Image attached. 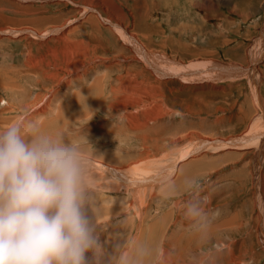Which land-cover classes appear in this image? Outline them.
Here are the masks:
<instances>
[{
	"label": "rangeland",
	"instance_id": "obj_1",
	"mask_svg": "<svg viewBox=\"0 0 264 264\" xmlns=\"http://www.w3.org/2000/svg\"><path fill=\"white\" fill-rule=\"evenodd\" d=\"M115 1L152 60L104 22L98 29L83 19L77 31H54L66 21L73 28L81 24L79 3L0 0V128L26 117L45 132L77 141L94 158L89 215L96 217L106 252L120 242L154 249L149 264H169V252L172 264H264L249 221L253 189L247 182L244 191L240 177L250 175L248 152L256 150L240 136L253 109L252 86L247 76L231 77L240 73L235 68L254 62L263 40L264 0ZM191 62L202 63L212 77L206 71L188 75L192 70L183 68ZM181 70L187 75L177 74ZM220 72L225 77L215 75ZM168 176L176 189L170 199L162 183ZM186 179L198 180L206 208L219 211L204 241L188 234L183 219L190 198ZM241 210L249 221L245 228L238 226ZM237 215L236 224L223 225ZM246 240L242 263L235 258Z\"/></svg>",
	"mask_w": 264,
	"mask_h": 264
},
{
	"label": "clouds",
	"instance_id": "obj_2",
	"mask_svg": "<svg viewBox=\"0 0 264 264\" xmlns=\"http://www.w3.org/2000/svg\"><path fill=\"white\" fill-rule=\"evenodd\" d=\"M90 169L77 141L26 117L0 128V264H149L155 250L146 244L105 251L89 215ZM170 181H162L166 199L176 190ZM199 189L198 180L184 181L182 215L188 234L204 241L219 211L206 208Z\"/></svg>",
	"mask_w": 264,
	"mask_h": 264
},
{
	"label": "bare ground",
	"instance_id": "obj_3",
	"mask_svg": "<svg viewBox=\"0 0 264 264\" xmlns=\"http://www.w3.org/2000/svg\"><path fill=\"white\" fill-rule=\"evenodd\" d=\"M27 1H35V0H27ZM37 1V0H36ZM41 1V0H39ZM68 2H73V3H79L81 5H83V9L82 11L80 12V15L82 16V18L78 21V23L80 22L81 24L78 26V27H75L73 28V25L72 26H67V21L63 24V25H60V26H57L56 28H54V31L55 29L56 30H60V32L62 31L63 34H69V32H72L74 31L75 29L79 28L80 26L83 25V19L86 20V21H89L91 23H93V26L98 28L99 29V26H96L97 23L99 22H104L106 24H109L111 25L117 32L120 33V35L126 40V41H129L133 44H135L137 47H141V53L146 57L147 61L149 60H152V55L150 54V52L145 48L146 46H144V42L142 41V39L139 38L138 34L136 32H133V31H130L129 28H127L125 25H124V20L123 19H120L121 17H125V16H122L123 14H125L124 12V8L122 7V5L120 4V2H116L115 0H66ZM208 1V0H207ZM48 2V1H46ZM36 3V2H35ZM210 3V2H209ZM137 4V3H136ZM127 7V6H126ZM256 7V6H255ZM137 8V7H136ZM127 11V10H126ZM148 13V11H147ZM256 13V12H255ZM105 14L107 16H105ZM77 18V17H76ZM36 21H39V20H36ZM70 22V21H69ZM77 23V21H76ZM67 27V28H66ZM69 27V28H68ZM66 28V29H65ZM81 28V27H80ZM68 29V30H67ZM8 30V29H7ZM35 31V33L37 34V30L36 29H30V31ZM63 30H66L65 32H63ZM262 30V28H261ZM77 31V30H75ZM82 30H79L78 32H80ZM18 32V31H17ZM45 32H48V31H45ZM78 32H74L75 34H77ZM49 33V32H48ZM72 35V34H71ZM263 37V40L260 44V46L257 48V51L256 53L254 54L255 55V59H254V62L252 63V65L246 69H243V68H235V70L238 69V72L240 73H235L233 75H231V77H237V76H247L248 79L250 80V84H251V93L252 94V98H253V109L252 111L248 114V117H246L248 119V123L245 125V131L243 133L240 134V136L244 135L246 136L245 137V140L246 141H249V142H252V143H255V146L254 148H256L255 151H253L251 148L248 152V154H253V156H251L252 158L249 160V163H248V166L245 170H250V175L247 177L246 174L243 172L242 176L240 175L241 177V180H242V188L243 190L245 191V189L247 188V186H245L247 184V182L249 183L250 182V187L253 189V195L251 197L250 200H252V203H253V211H254V216L252 215V217L250 218V224H251V221L255 224V232H257V234L255 233V237L257 238V242L258 244H260L263 249H264V91H263V88H264V66H261V67H258V63L261 62V60L264 58V28H263V33L262 35H260ZM64 37V36H63ZM261 38V37H260ZM63 39H66V40H71L68 37H65ZM145 39V38H144ZM260 42V41H259ZM132 44V45H133ZM134 46V45H133ZM88 48V47H87ZM256 48V47H255ZM70 49H73V48H69ZM89 50V49H88ZM73 52V51H72ZM68 53V51H67ZM75 54V53H74ZM140 54V55H142ZM75 56V55H74ZM86 57V56H84ZM145 57H142V58H145ZM74 59V58H73ZM83 59V58H82ZM145 59V60H146ZM158 59V58H156ZM76 60V59H75ZM81 60V59H80ZM69 61V60H68ZM79 61V60H78ZM74 62V61H73ZM77 62V61H76ZM159 62V61H158ZM199 62V61H198ZM207 62V61H206ZM219 62V61H218ZM68 63V62H67ZM210 63V62H209ZM207 63V64H209ZM221 63V62H219ZM250 63V62H249ZM185 64V63H184ZM191 65L190 66H186L183 68V69H187V70H192L188 73V75L190 74H199V73H203V72H211L210 70H205V67L202 66V63L199 64V65H192L193 62L190 63ZM195 64V63H194ZM182 65V63L180 64ZM211 65V64H210ZM214 66V65H212ZM219 66V65H218ZM225 66V65H224ZM69 67L70 69L75 67V64L72 63V60L69 61ZM209 67V66H208ZM223 67V66H222ZM165 68V67H163ZM207 68V67H206ZM245 68V67H244ZM221 69V66L217 68V70ZM223 70V69H222ZM167 71V70H166ZM186 70H181V71H178L177 74L181 75V76H185L187 75L185 73ZM216 71V68L215 70ZM159 72V70H158ZM160 72H163L164 74H168L164 71H160ZM221 73V72H220ZM215 74L219 77H225L224 74ZM213 73H209V75L212 77ZM214 75V76H215ZM227 75V74H226ZM213 76V78H214ZM227 77V76H226ZM230 77V75H229ZM121 78V77H120ZM214 81V80H213ZM92 84V83H91ZM96 86H98V82L96 83ZM101 88V87H100ZM128 88V87H127ZM117 89V88H116ZM127 91V90H126ZM138 91V90H137ZM102 93V92H101ZM100 95V94H99ZM100 97V96H99ZM73 102V101H72ZM246 103V102H245ZM123 104V103H121ZM124 107V105H123ZM79 110V109H78ZM246 120V119H245ZM247 121V120H246ZM245 121V122H246ZM142 125V124H141ZM140 127V126H139ZM138 128V126H137ZM247 132V133H246ZM235 133V132H234ZM239 133V132H238ZM245 133V134H244ZM212 138V137H211ZM216 138V137H214ZM213 138V140H214ZM219 139H223L222 137L218 136ZM240 138V137H239ZM207 139V138H206ZM225 139V138H224ZM237 139V138H236ZM244 139V138H243ZM242 140V139H241ZM222 141V140H221ZM199 142V141H198ZM208 142V141H207ZM214 142V141H213ZM220 142V141H219ZM218 142V143H219ZM235 142V141H234ZM240 142V140H239ZM242 142V141H241ZM205 143V142H203ZM248 143V142H247ZM201 144V143H200ZM209 144V143H208ZM213 144V143H212ZM211 144V145H212ZM196 145V144H195ZM206 144H204L205 146ZM191 146V145H190ZM189 146V147H190ZM193 146V145H192ZM201 146V145H200ZM209 146V145H207ZM225 146V145H224ZM228 146V144H227ZM246 146V145H245ZM186 148V147H185ZM198 149H201V147ZM245 149V148H244ZM187 150V149H186ZM186 150H184V154L186 153L187 155L191 154L189 153V151L187 152ZM196 150V149H195ZM186 151V152H185ZM197 151V150H196ZM195 151V152H196ZM194 152V153H195ZM89 160H94V158H92L91 156L90 157H87ZM90 161V162H91ZM104 164L105 162L102 161ZM99 164V163H98ZM107 164V163H106ZM100 165V164H99ZM108 167H111L113 168L114 170H121V168H115L114 166H110L109 164L107 165ZM141 166V164H140ZM166 167V166H165ZM101 168V167H100ZM130 170H131V167H129ZM134 168H139L137 171L140 170V167H134ZM167 168V167H166ZM92 169V168H91ZM145 169V168H144ZM143 169V170H144ZM95 170V168H94ZM108 170V169H107ZM116 170V171H117ZM124 170V169H122ZM181 170V169H180ZM179 170V171H180ZM93 169L90 171L92 172ZM115 171V172H116ZM132 171V170H131ZM109 172V171H108ZM111 172V171H110ZM113 172V171H112ZM114 172V173H115ZM120 172H123V171H120ZM130 172V171H129ZM93 173V172H92ZM91 173V174H92ZM100 173V172H99ZM98 173V174H99ZM133 173V172H132ZM142 173V171L140 172ZM140 173H138L137 175H140ZM167 173V172H166ZM94 174V173H93ZM125 174V173H124ZM136 175V173H133L132 175ZM96 175V174H95ZM113 175V174H112ZM117 175V174H116ZM120 175V174H119ZM144 176V174H141ZM152 175V174H151ZM157 175V174H156ZM121 176V175H120ZM129 176V175H128ZM131 176V175H130ZM150 176V175H149ZM148 174L146 175V177H149ZM118 177V176H117ZM123 177V175H122ZM134 177V176H132ZM132 177H129V178H132ZM151 177V176H150ZM153 177V176H152ZM158 177V176H157ZM106 178V177H105ZM120 178V177H119ZM136 178V177H135ZM141 178V177H140ZM145 178V177H144ZM126 178L124 177V180ZM91 180V179H90ZM96 180V179H95ZM238 180V178H237ZM128 181H132L131 179H129ZM138 181V180H137ZM137 181H135L134 183H136ZM145 181L142 180V182ZM141 183V180L139 181ZM93 183V182H92ZM116 183V182H115ZM133 183V182H132ZM143 184V183H141ZM152 184V183H151ZM122 185V184H121ZM132 185V184H131ZM139 185V184H138ZM136 186V185H135ZM118 188V187H117ZM242 193V192H241ZM239 193V194H241ZM242 195H244L242 193ZM122 208V207H121ZM142 210V209H141ZM111 213V212H110ZM241 214V223L239 222L238 226L240 225V227H244L247 222H249L246 218V212L245 210L244 211H240ZM114 215V214H113ZM234 217V216H233ZM229 218L228 220H226L225 225L226 227H228L227 225H231L232 224H236L235 222L239 219L238 215L236 218ZM240 220V219H239ZM223 222V223H224ZM222 224V223H221ZM222 225V226H223ZM220 226V227H222ZM246 227V226H245ZM244 227V228H245ZM239 227H237L238 229ZM226 229V228H225ZM231 229V227H230ZM224 230V229H222ZM249 230V229H248ZM139 240V239H138ZM110 242V240H109ZM245 242L246 241H243L242 244L239 246V255L235 258L238 259V260H241V262L245 259H243V256L244 254L246 253V248L244 249V247H246L245 245ZM255 245V244H254ZM253 250V249H252ZM234 252V251H233ZM164 253V252H163ZM264 253V252H263ZM170 254V252L165 256V259H167V262L169 264H172L171 263V259L169 260V258H171L170 256H168ZM261 254V253H260ZM235 257V256H233ZM264 257V255L261 254V258ZM259 258V257H258ZM163 259V258H162ZM243 259V260H242ZM253 259V258H252ZM234 260V259H233ZM232 260V261H233ZM231 263V261L229 262ZM235 263H238V261H236ZM244 263V262H242ZM166 264V263H165ZM233 264V263H232ZM240 264V263H239Z\"/></svg>",
	"mask_w": 264,
	"mask_h": 264
}]
</instances>
